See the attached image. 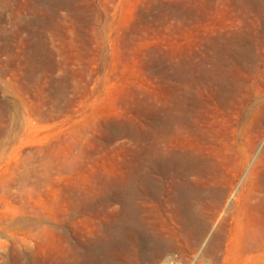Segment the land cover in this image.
<instances>
[{
  "label": "rangeland",
  "instance_id": "rangeland-1",
  "mask_svg": "<svg viewBox=\"0 0 264 264\" xmlns=\"http://www.w3.org/2000/svg\"><path fill=\"white\" fill-rule=\"evenodd\" d=\"M236 1L0 0V264H264V85L185 82Z\"/></svg>",
  "mask_w": 264,
  "mask_h": 264
},
{
  "label": "bare ground",
  "instance_id": "bare-ground-1",
  "mask_svg": "<svg viewBox=\"0 0 264 264\" xmlns=\"http://www.w3.org/2000/svg\"><path fill=\"white\" fill-rule=\"evenodd\" d=\"M235 5L239 18L229 23L230 33L221 38L217 52H203L195 72L191 60L187 62L185 82L189 102L193 86L214 99L237 100L241 104L242 94L264 85V0H237ZM236 24L245 27L247 33L239 28L237 31ZM259 47L262 52H255ZM254 108L256 114L263 110L259 103Z\"/></svg>",
  "mask_w": 264,
  "mask_h": 264
}]
</instances>
